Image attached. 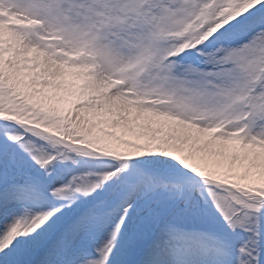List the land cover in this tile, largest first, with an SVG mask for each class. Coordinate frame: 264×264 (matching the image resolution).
I'll list each match as a JSON object with an SVG mask.
<instances>
[{
  "label": "snow or ice",
  "instance_id": "6c2138e0",
  "mask_svg": "<svg viewBox=\"0 0 264 264\" xmlns=\"http://www.w3.org/2000/svg\"><path fill=\"white\" fill-rule=\"evenodd\" d=\"M0 264H264V0H0Z\"/></svg>",
  "mask_w": 264,
  "mask_h": 264
}]
</instances>
